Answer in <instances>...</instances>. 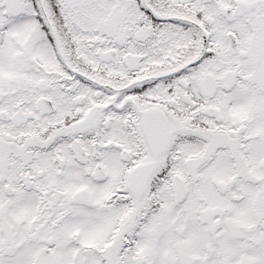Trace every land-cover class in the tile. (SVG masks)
Segmentation results:
<instances>
[{
    "label": "snow or ice",
    "instance_id": "obj_1",
    "mask_svg": "<svg viewBox=\"0 0 264 264\" xmlns=\"http://www.w3.org/2000/svg\"><path fill=\"white\" fill-rule=\"evenodd\" d=\"M0 264H264V0H0Z\"/></svg>",
    "mask_w": 264,
    "mask_h": 264
}]
</instances>
